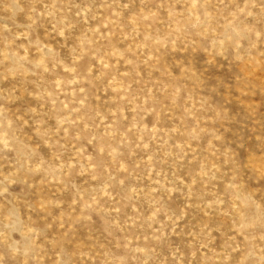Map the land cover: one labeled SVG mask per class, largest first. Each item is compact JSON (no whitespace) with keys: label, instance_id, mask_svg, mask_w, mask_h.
<instances>
[{"label":"rangeland","instance_id":"rangeland-1","mask_svg":"<svg viewBox=\"0 0 264 264\" xmlns=\"http://www.w3.org/2000/svg\"><path fill=\"white\" fill-rule=\"evenodd\" d=\"M0 264H264V0H0Z\"/></svg>","mask_w":264,"mask_h":264}]
</instances>
